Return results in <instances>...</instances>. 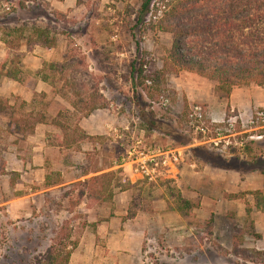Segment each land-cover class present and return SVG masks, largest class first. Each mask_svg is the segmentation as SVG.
Wrapping results in <instances>:
<instances>
[{"label": "rangeland", "instance_id": "1", "mask_svg": "<svg viewBox=\"0 0 264 264\" xmlns=\"http://www.w3.org/2000/svg\"><path fill=\"white\" fill-rule=\"evenodd\" d=\"M142 1L0 0V264H51L50 245L64 255L111 217L128 226L130 264H264V122H250L264 86H234L235 106L164 65L172 36L157 22L173 1L140 14ZM141 62L160 82L149 96L131 74ZM145 155L150 180L134 170Z\"/></svg>", "mask_w": 264, "mask_h": 264}, {"label": "trees", "instance_id": "2", "mask_svg": "<svg viewBox=\"0 0 264 264\" xmlns=\"http://www.w3.org/2000/svg\"><path fill=\"white\" fill-rule=\"evenodd\" d=\"M172 1L173 4L157 22L159 31L168 32L172 36L164 65L214 81L219 97H227L237 85L253 83L264 86V0H171V3ZM150 3L151 0H143L139 13H145ZM183 12H188V15L179 17V13ZM32 33L43 48L51 49L55 45L54 40L48 39V29L35 27ZM191 41L194 42L193 46L188 44ZM142 65L141 62L139 68L133 69L131 74L136 78L137 85L149 96L160 88V82L144 74ZM146 79L151 80L153 85L147 86L144 82ZM135 105L140 115L147 114L138 102ZM6 108L4 99L0 97V112ZM95 108L93 105L89 111ZM9 119L8 125H14L12 128L15 131L21 132L27 125L30 131L34 129V125L24 124L23 118L13 123L12 115ZM45 119L46 115L41 113L36 122H47ZM50 123L63 132L69 130L68 124L56 119H52ZM76 244L73 242L66 251L64 249V255L56 251L53 244L50 245L47 257L51 264H67Z\"/></svg>", "mask_w": 264, "mask_h": 264}, {"label": "crops", "instance_id": "3", "mask_svg": "<svg viewBox=\"0 0 264 264\" xmlns=\"http://www.w3.org/2000/svg\"><path fill=\"white\" fill-rule=\"evenodd\" d=\"M31 58L35 57L31 55ZM239 93L242 92L234 93L233 90L229 96L230 103L235 106H239L241 102V96ZM48 126H52L63 133L60 128L50 122ZM89 217L94 221L97 219L96 213L95 216ZM118 218L119 217H111L109 221H105V224L101 223L100 225H97L95 231L90 233L85 232L83 234V238L85 239H81L71 251L67 264H130V260L133 256L130 254L132 252H126L127 243H125L128 238V226L126 223L121 224ZM97 237H99L102 242L106 239V247H104L102 243L96 241ZM112 239L117 242L113 241L114 243L112 244L110 241ZM121 241H123V243ZM132 248L134 252H138V247L133 246Z\"/></svg>", "mask_w": 264, "mask_h": 264}, {"label": "built area", "instance_id": "4", "mask_svg": "<svg viewBox=\"0 0 264 264\" xmlns=\"http://www.w3.org/2000/svg\"><path fill=\"white\" fill-rule=\"evenodd\" d=\"M197 109H200V106H196ZM251 123H258V122H264V109L258 110L255 112L254 117L250 120ZM263 128L264 126H260ZM262 134H259L257 137H262ZM148 162H151L152 165L149 166ZM135 165V172H138L141 177L147 178V179H153L154 173L157 166V161L154 160V158L151 155H145L142 158H139L134 161Z\"/></svg>", "mask_w": 264, "mask_h": 264}]
</instances>
